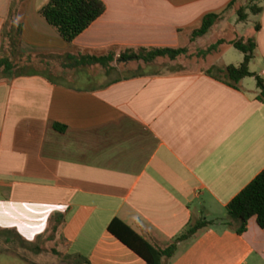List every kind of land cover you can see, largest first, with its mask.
I'll return each mask as SVG.
<instances>
[{"label":"crops","instance_id":"0c3cea01","mask_svg":"<svg viewBox=\"0 0 264 264\" xmlns=\"http://www.w3.org/2000/svg\"><path fill=\"white\" fill-rule=\"evenodd\" d=\"M48 1L0 0V56L21 26L20 54L61 61L49 73L0 77V246H51L59 264H146L108 231L114 219L157 249L205 220L215 223L165 264H264L256 216L241 235L222 223L264 169V101L255 77L233 87L207 73L239 66L243 53L225 62L234 47L223 44L217 60L192 67L199 55L189 48L232 28L236 39L219 40L253 38L249 69L264 82V0L249 5L257 14L250 0H102L105 12L71 43L40 15ZM208 14L219 19L192 40ZM182 47L189 56L175 60L120 59L128 49ZM109 55L106 65L85 62ZM55 219L63 223L53 232Z\"/></svg>","mask_w":264,"mask_h":264},{"label":"trees","instance_id":"16d2710c","mask_svg":"<svg viewBox=\"0 0 264 264\" xmlns=\"http://www.w3.org/2000/svg\"><path fill=\"white\" fill-rule=\"evenodd\" d=\"M232 6V5H231ZM252 14H257L261 8L249 6ZM105 12V5L102 0H49L40 10V15L53 27L67 43H71L79 34L86 30L95 20ZM239 20L243 21L248 17L245 9L238 11ZM219 19L218 14H208L203 18L201 26L192 33V40L206 35L215 22ZM258 29V27L256 28ZM21 26L12 27L7 32V37L3 42V51L0 56V73L5 76H12L16 68L11 56L19 52L21 47ZM9 41V46L7 44ZM223 44H229L243 53L244 58L239 66L229 65L224 69L212 68L207 73L214 78L224 81L230 86H237L238 83L247 77H255L257 87L260 90L258 99L264 101V82L249 69V64L254 57L255 41L253 38L247 40L238 39L231 42L219 40L211 45L207 50L200 52L205 54L212 52ZM189 55L187 47L182 48H139L128 49L120 55L121 60H137L150 63L157 58H168L175 60L181 56ZM113 60V55L106 57H86L88 64L106 65ZM14 75H18L17 73ZM57 127V126H56ZM227 219L223 220L229 230L238 235L247 230V224L251 217L256 216L257 223L264 228V169L227 205ZM53 232L63 223L62 220L55 219ZM214 221H199L179 235L172 244L165 249H157L146 242L135 233L130 227L118 219H114L108 226V231L119 241L130 248L135 254L143 258L146 264H165L164 259L171 258L176 250L177 244L192 238L199 230L213 225ZM23 248L31 250L33 255H40L42 248L39 244L22 243ZM54 254L59 255L57 251Z\"/></svg>","mask_w":264,"mask_h":264},{"label":"rangeland","instance_id":"374dc122","mask_svg":"<svg viewBox=\"0 0 264 264\" xmlns=\"http://www.w3.org/2000/svg\"><path fill=\"white\" fill-rule=\"evenodd\" d=\"M252 1L253 0H250V3L247 4L246 7H249V5L252 4ZM236 9L240 10V5L239 6L237 5ZM220 38H225L230 40V39H236V36L234 35L232 28L227 29L226 27H224L222 31L219 28H216L214 32H210L209 34H207L205 38H202L198 42L189 45V48L192 53L198 55L199 54L198 52H200L203 49H204L203 51L207 50L211 45L216 44ZM7 44L9 46V41H7ZM227 49H228L227 47L225 46L223 47L220 45L216 50L212 51L214 53L209 52L205 54H200L199 56H195L193 58V64H191L190 66L192 67L207 66L208 64H211L212 62L217 60L220 53L226 51ZM19 52H16L14 55L11 56L16 66L12 74H16V73L19 74L23 72L25 73V72L39 71V70H43L49 73L52 67L58 68V65L61 63V61L58 59H47V60L40 59L36 54L22 55ZM215 52H219V53H215ZM241 56L242 53L239 50L235 48H230L229 52L224 57V61L236 64L237 60H239ZM201 57H204L206 61L200 60ZM155 68L156 66L153 67L141 66L140 70L151 71ZM1 76H5V75L0 73V77ZM51 249L52 247L48 246L47 250H44V252H42L40 255H33L32 253L25 251L23 248L20 247H16V251H15L16 253H14L13 249L8 251L3 246H0L1 252L16 254V257L5 254L0 255V264H15V263L17 264L19 263V261L24 262L26 264H59L61 257H56V255L53 253V251H51Z\"/></svg>","mask_w":264,"mask_h":264}]
</instances>
